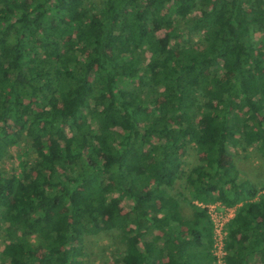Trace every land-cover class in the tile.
Here are the masks:
<instances>
[{"label":"trees","instance_id":"trees-1","mask_svg":"<svg viewBox=\"0 0 264 264\" xmlns=\"http://www.w3.org/2000/svg\"><path fill=\"white\" fill-rule=\"evenodd\" d=\"M259 43L264 0H0V162L37 148L0 168V264H84L112 231L107 264H214L208 209L185 216L179 181L237 206L227 264H264V192L226 161L264 156Z\"/></svg>","mask_w":264,"mask_h":264},{"label":"rangeland","instance_id":"rangeland-1","mask_svg":"<svg viewBox=\"0 0 264 264\" xmlns=\"http://www.w3.org/2000/svg\"><path fill=\"white\" fill-rule=\"evenodd\" d=\"M96 5L101 6L104 0H93ZM185 20L181 19L179 22H174L173 27L176 28L178 40L183 42L186 38V30L181 27ZM160 35L164 34V30L158 32ZM189 38L194 37L192 33ZM256 38L260 41L263 38V33H256ZM264 46V43H259ZM37 148H33L31 141L24 138L18 146L11 148L9 154L0 162V168L12 174L14 172H20L22 169L19 165L21 159L32 160L36 156ZM202 155H200L195 149H190L186 154L185 160L188 167H192L201 162ZM227 162H234L238 169L246 175L254 184L261 188V192H264V156L261 151L255 145L239 144L236 147H231L229 154L226 156ZM177 183V190L179 192L180 199L185 198L184 193L187 192V201H183L182 208L183 214L186 216L194 215V206L197 205L200 208L207 207L208 211L210 205L219 204L221 201H215L210 203H204L200 201L191 202L192 197L188 194L187 189L183 187V183ZM124 208L127 209L129 201L125 199L122 203ZM194 205V206H193ZM116 232L103 233L97 236L86 238L85 252L87 257L84 264H107L112 263L116 256H119L120 251L123 249L122 245L117 239Z\"/></svg>","mask_w":264,"mask_h":264},{"label":"built area","instance_id":"built-area-1","mask_svg":"<svg viewBox=\"0 0 264 264\" xmlns=\"http://www.w3.org/2000/svg\"><path fill=\"white\" fill-rule=\"evenodd\" d=\"M208 214L213 224L214 264H227V240L229 236L228 225L234 218L237 206H227L220 202L209 206Z\"/></svg>","mask_w":264,"mask_h":264}]
</instances>
